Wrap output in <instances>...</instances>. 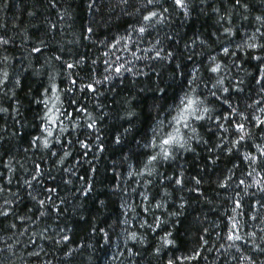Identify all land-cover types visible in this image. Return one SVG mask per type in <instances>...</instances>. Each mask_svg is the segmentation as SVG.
<instances>
[{"label":"trees","instance_id":"trees-1","mask_svg":"<svg viewBox=\"0 0 264 264\" xmlns=\"http://www.w3.org/2000/svg\"><path fill=\"white\" fill-rule=\"evenodd\" d=\"M234 3L187 0L186 9H177L173 0H0V39L7 41L0 43V173L11 178L10 184L0 181V204L9 200L20 217L0 218V248L19 237L27 246H14L18 256L23 253L18 264H101L97 254L104 264H240L241 253L256 259L253 238L264 247V171L254 166L248 176L252 168L243 156L257 154L248 148L252 141L232 152L226 148L238 138L229 120L264 118V80L255 83L260 62L251 59L264 52L247 47L255 24L252 17L241 19V6L251 8L250 0ZM151 12L157 15L145 21ZM255 43L264 45V38ZM215 64L221 70L212 73ZM218 79H224L222 86ZM89 83L95 92L86 90ZM158 83L169 86L166 102L157 98ZM52 84L59 100L44 91ZM230 85L243 92L222 91ZM186 95L209 109L197 113L202 120L185 112L187 119L176 122ZM225 98L243 117L231 113ZM253 101L256 108L245 111ZM49 109L55 122L45 116ZM175 128L180 143L162 146ZM254 131L255 143L264 142ZM236 200L243 206L233 211ZM233 217L242 237L235 242L227 239ZM132 233L143 243L129 239ZM69 249L72 255L59 259ZM34 251L39 258L28 256Z\"/></svg>","mask_w":264,"mask_h":264},{"label":"snow or ice","instance_id":"snow-or-ice-1","mask_svg":"<svg viewBox=\"0 0 264 264\" xmlns=\"http://www.w3.org/2000/svg\"><path fill=\"white\" fill-rule=\"evenodd\" d=\"M125 2H127V0H125ZM152 2H153V0H148L149 4H152ZM173 5L177 9H186L187 8V0H173ZM241 5H242V0H235L234 6H241ZM244 6H247V5L244 4ZM164 11H167V9H164ZM156 15H157L156 12H151V13H149V15L144 16L143 19L145 21H149L152 17H155ZM87 31L88 32H92V29L89 28ZM138 31L140 33H145L146 32V28L145 27H140L138 29ZM224 32L231 34V28H225ZM254 39H255L254 36L250 37V40H254ZM0 43L7 44V41L3 40V39H0ZM237 47H240V45H237ZM247 47L250 48V49H255V48L259 47L261 49V51L264 52V45H258L256 43H252L251 42V43H247ZM32 51L39 53L41 51V49L33 48ZM222 51L226 55L227 54L235 55V53H229V48L228 47H223ZM168 55L171 56L172 54L168 53ZM156 56L159 57L160 53L157 52ZM57 59H59V57H57ZM188 59L191 60L192 57L189 56ZM210 59L215 60V57H210ZM251 59L260 62V64L258 65L259 70H260V78L257 79L256 77H253V79L255 80V83L261 84V81L264 80V57L257 55V56H251ZM77 63H79V61H77ZM67 67L69 69H71V68L75 67V65L68 64ZM177 68H179V65H177ZM122 70H123V65L115 67L116 74H119ZM220 70H221V65L220 64H215V66L210 68V71L212 73H217ZM128 71H131V69H128ZM181 74L183 75V73H181ZM104 79L107 80L108 77L105 76ZM0 82H2V81H0ZM72 83L75 84L76 82L72 81ZM96 83H100V81H97ZM223 83H224V81L223 80H219V79L216 82L217 86H222ZM232 87H236L238 89V92H243V88H240L238 85H230L229 87L222 88V91L225 92V93H229L231 95L230 88H232ZM86 90L89 91V92H95L96 91L95 85L89 83L86 86ZM44 91L45 92L51 91L53 93V95L55 96V99L59 100V96L57 94V90H56V85L55 84H52L50 86V88H45ZM69 91H70V89H69ZM160 91H164V90L160 89ZM261 91H264V86L261 87ZM212 95L215 96L216 93L213 92ZM39 102L43 103V101H39ZM75 103H76L75 100L70 101V106L74 105ZM202 103H203V101H200L198 99H194V98L189 97V96L186 95L185 99L181 100V104H183V109L181 110L180 117L176 120V122L180 123L181 120H186L187 119V116L184 115L185 112H188L189 114L193 115L195 117V119H197V120H202L203 116L199 115L197 113L201 112V111L204 112V113H207L209 111L207 108L201 109ZM223 103L229 104L228 98H225ZM256 103L258 104L259 102H256ZM229 108H230L231 113H235L236 115L243 117V111H238V109L236 107H232L230 104H229ZM83 110L84 109H82V108L79 109V111H83ZM0 111H4V109H0ZM52 112H53V109H49L47 112H45V116L48 117L49 120L55 122L53 116L51 115ZM260 112L264 113V108H260ZM64 115H67V113H64ZM216 118L217 119H228V117L222 116V115H218ZM228 124H229V128L234 127L235 131L233 132V135L237 136L238 138L229 141V144L231 146L227 147L226 151L232 152L233 148H235L237 145H241L242 141H246V140L247 141H252V143L248 144V148L249 149L254 148L257 154H254L250 150L246 154H244V156H243V160L248 161L249 167L252 168V171L248 172V176L251 177L253 175V172H255V167L254 166H258V167H260L261 171H264V142L255 143V141L253 139L254 136H255V131H253V129H254V130H258L260 140L264 141V118H261V116L252 115L250 117H244V122H240V121L233 122L232 120H229ZM249 125H250V127H249ZM93 126H94L93 124H88L87 125L88 128H92ZM184 127L187 128L188 124H185ZM218 127L219 128H224V125L220 124V125H218ZM44 131H46L48 133V136L52 135V132H51V130L49 128H45ZM116 142L119 143V139H117ZM36 143H38V139H34L32 141V144H36ZM173 143H177V144L180 143V129L179 128H175L173 130V133L167 134L166 138H163L162 141H161L162 146H167V145H170V144H173ZM43 146L45 148L48 147V141L47 140L44 141ZM81 146H84V145L82 144ZM241 146H243V145H241ZM64 155L67 156V155H69V153L65 152ZM158 155H161V154H158ZM162 155H163L164 158H168L170 156V154L167 152L166 149L162 151ZM157 158H158V156H150L149 160L150 161H156ZM237 158L239 159V157H237ZM39 167H40L39 165H36V169H39ZM9 170H11V169H9ZM38 175L42 176L43 173H38ZM193 179H195V178H193ZM3 180H6L8 184L11 183V178L10 177L6 178V177H4V175L2 173H0V181H3ZM32 180L37 181V183H39L38 177L36 175L32 176ZM261 182H262L261 180H253V183H255L257 185H259ZM24 183L25 184H29V182L27 180ZM175 183L180 185V184L183 183V181H182V179H177L175 181ZM244 183H245L244 180L240 181V184L243 185ZM195 184L199 185L200 184V180H195ZM29 187H31L30 184H29ZM193 190H196V189H193ZM0 191H3V187L2 186H0ZM47 191L51 192V191H55V189H49ZM87 191L88 190L86 189L85 190V194H87ZM261 191H264V188H262ZM144 198L147 199V196H145ZM33 199H36V198L33 197ZM49 199H51V197H49ZM9 203H10L9 200L5 199L3 201V204H0V218H2L3 220H7L10 215L16 216L17 218H20V217L17 216V212H16L15 209H12V208L8 207ZM38 203L40 205H43L45 202L43 200H41V201H38ZM101 203H103V202H101ZM242 206H243L242 202L240 200H236L235 201V207L233 208V211H235L236 208H240ZM156 207H160V205L157 204ZM181 207H183V205H181ZM145 211H148V209L146 208ZM232 219H233V223H232V226H231V230H230V232H229V234L227 236V239L229 241L235 242L237 240H240L242 237L235 233L234 230L238 229L239 224L235 221L234 217ZM157 226H159V222L158 221H157ZM10 227H16V225L12 224V225H10ZM153 230H155V229H153ZM101 231H103V230L101 229ZM168 235H170V233ZM249 235H254V233H250ZM105 237L107 238V234H105ZM136 238L137 237H136L135 233H132L129 236V239H136ZM62 239L63 240H68L69 237L68 236H63ZM162 239L164 241V244L173 243V241L168 240L166 238H162ZM229 247H231V245H229ZM261 254H264V252H262ZM199 255H200L199 253H196V256H199ZM36 256H37V258H39V254H37ZM194 258L195 257H186L185 259H194ZM239 259H242V257L239 256ZM251 259H253V258L251 257ZM167 264H174V261L172 259H169ZM253 264H254V259H253Z\"/></svg>","mask_w":264,"mask_h":264},{"label":"clouds","instance_id":"clouds-1","mask_svg":"<svg viewBox=\"0 0 264 264\" xmlns=\"http://www.w3.org/2000/svg\"><path fill=\"white\" fill-rule=\"evenodd\" d=\"M250 2L252 5L251 8H249L248 6H244V5L241 6L244 9V14L241 15V19L248 20L249 17H252L254 20V24H255V32L252 34V37L254 36L256 38L257 36H260L261 38H264V33H261V28L264 27V0H250ZM252 43H255V39L253 40ZM240 47L243 49L244 46L241 45ZM219 80L224 81V79H219ZM240 83L241 84L244 83L243 79L240 80ZM256 84L260 85L258 83ZM155 87L158 88L159 91L160 89L164 90V91H160L161 95L157 98L161 101L166 102L167 99L169 98V92L167 91L169 86L165 83L164 86L161 87V85L158 83ZM153 92L155 93V89H153ZM259 92L264 93V91H261V87L259 88ZM256 102L258 101H253L251 104H248L245 111L249 109H255L257 105ZM203 108H207V107H203ZM259 112H260V109H259ZM225 131H228V129L226 128ZM181 147H183V145H181ZM12 228H15V227H12ZM20 235H23V233H21ZM132 240L137 241L138 243H143V239L136 238ZM56 243L59 244L60 241H57ZM105 244H107V241H105ZM15 245H21V247L27 246L25 245L23 241L19 239V237H17V239L14 240L11 244L5 243L3 248H0V255H3L4 257L3 260H0V264H18L20 256H22L23 253L21 252L20 256H18L13 250ZM231 247L237 248V251L239 252V248L235 244H231ZM57 250L60 251L61 249H57ZM40 251H43V249H40ZM262 252H264V247H261L259 244H257L255 242V239L253 238L251 253L256 256V259H254V264H257V261H259V264H264V259H261ZM37 254H39V251L29 252L28 256H36ZM45 255H47V252H45ZM70 255H72L71 249H69L68 252H65L64 256L60 257L59 259L64 260L66 257ZM129 255H132L131 251H129ZM240 256L242 257V259H239L240 264H253V259H251L252 255H244L243 253H241ZM97 258L101 260V264H104L103 258L100 257L99 254H97ZM232 259L235 260V257H232ZM46 264H51V261L50 260L47 261Z\"/></svg>","mask_w":264,"mask_h":264}]
</instances>
